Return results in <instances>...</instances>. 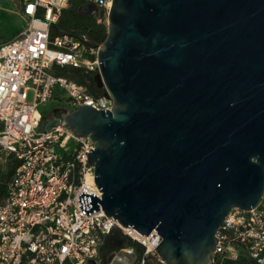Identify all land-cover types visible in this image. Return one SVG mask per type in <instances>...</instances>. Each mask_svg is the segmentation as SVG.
Instances as JSON below:
<instances>
[{
	"label": "water",
	"instance_id": "95a60500",
	"mask_svg": "<svg viewBox=\"0 0 264 264\" xmlns=\"http://www.w3.org/2000/svg\"><path fill=\"white\" fill-rule=\"evenodd\" d=\"M106 26L88 46L111 111L57 108L43 130L95 143L103 195H80L86 216L100 204L123 228L156 231L163 264H215L225 220L264 199V0H113ZM128 247L115 228L91 264Z\"/></svg>",
	"mask_w": 264,
	"mask_h": 264
},
{
	"label": "built area",
	"instance_id": "2783aa9c",
	"mask_svg": "<svg viewBox=\"0 0 264 264\" xmlns=\"http://www.w3.org/2000/svg\"><path fill=\"white\" fill-rule=\"evenodd\" d=\"M87 1L100 8L99 23L108 21L113 0ZM70 3L23 0L18 11L26 19L25 29L0 44V184L17 163L5 196H0V264H91L99 260L100 248L115 228L145 248L140 264H148L149 257L159 259L155 249L162 239L156 231L143 236L123 228L100 204V211L88 216L79 208L82 193L102 200L88 162L95 143L63 125L49 132L42 127L40 107L48 104L60 103L70 112L113 107L103 89V95L95 96L86 86L55 74L56 66L100 73L98 50L88 46L92 43L86 37H52V25ZM217 238L215 264H240L242 252L264 264V199L256 210L233 211ZM124 252L135 255L130 247Z\"/></svg>",
	"mask_w": 264,
	"mask_h": 264
},
{
	"label": "trees",
	"instance_id": "16d2710c",
	"mask_svg": "<svg viewBox=\"0 0 264 264\" xmlns=\"http://www.w3.org/2000/svg\"><path fill=\"white\" fill-rule=\"evenodd\" d=\"M17 3L16 7L18 10L20 9L21 2L23 0H15ZM88 3L87 0H71L70 6L66 9L58 23L52 25L51 34L52 37H57L63 34H69L75 37H86L92 44L100 45L107 38V26L104 23H98V20L92 16H81L79 14V9ZM55 74L59 77L67 78L71 81L76 82L79 85L86 86L89 91L95 95L100 96L104 94L102 89L96 87L95 84V75L93 73H87L85 70L80 68H69V67H59L56 66ZM57 99H60V94L56 95ZM62 100V99H60ZM54 107L63 106L60 103H52ZM51 112H47L42 115V127L45 123L50 121ZM17 167V163L15 166L10 168V172L7 176L4 177L2 183L0 184V196L3 197L6 194V187L11 177L14 173L15 168ZM129 247L135 251L136 256V264H140L142 259L145 257V248L135 242H129ZM155 258L149 257L147 258L148 264H154L152 260ZM240 264H258L256 261L251 259L246 255L245 252H242L241 257L238 261ZM222 264H235L234 261L225 260Z\"/></svg>",
	"mask_w": 264,
	"mask_h": 264
},
{
	"label": "rangeland",
	"instance_id": "374dc122",
	"mask_svg": "<svg viewBox=\"0 0 264 264\" xmlns=\"http://www.w3.org/2000/svg\"><path fill=\"white\" fill-rule=\"evenodd\" d=\"M15 0H0V43L1 40L6 42L16 38L19 31L26 26V21L18 12ZM99 23V22H98ZM107 25V21L102 22ZM29 102L33 101V93H29ZM53 105L48 104L40 107V112L45 114L52 111ZM154 264H163L159 259H153Z\"/></svg>",
	"mask_w": 264,
	"mask_h": 264
},
{
	"label": "flooded vegetation",
	"instance_id": "af4514ba",
	"mask_svg": "<svg viewBox=\"0 0 264 264\" xmlns=\"http://www.w3.org/2000/svg\"><path fill=\"white\" fill-rule=\"evenodd\" d=\"M92 17L95 18L94 15H90ZM96 19V18H95ZM57 108H61V107H54L52 109V111L54 109H57ZM51 111V112H52ZM62 116L59 114V113H55L54 115L53 114H50V120L52 119H60ZM133 256H129L128 254H126L125 252H122L120 254H117L111 261H106L104 262V264H136V260L133 261L132 259ZM134 257L136 258V256L134 255Z\"/></svg>",
	"mask_w": 264,
	"mask_h": 264
},
{
	"label": "crops",
	"instance_id": "0c3cea01",
	"mask_svg": "<svg viewBox=\"0 0 264 264\" xmlns=\"http://www.w3.org/2000/svg\"><path fill=\"white\" fill-rule=\"evenodd\" d=\"M18 12H19V11H18ZM22 17H23V16H22ZM23 18H24V17H23ZM24 19H25V18H24ZM25 21H26V19H25ZM25 27H26V26H25ZM24 29H25V28H23L21 31L18 32L16 38L19 37V36L21 35V33L23 32ZM5 42H6L5 40H1V43H5ZM8 42H9V41H8ZM1 43H0V44H1Z\"/></svg>",
	"mask_w": 264,
	"mask_h": 264
}]
</instances>
